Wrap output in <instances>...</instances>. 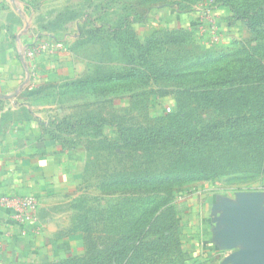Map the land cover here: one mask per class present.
I'll use <instances>...</instances> for the list:
<instances>
[{
    "label": "rangeland",
    "instance_id": "1",
    "mask_svg": "<svg viewBox=\"0 0 264 264\" xmlns=\"http://www.w3.org/2000/svg\"><path fill=\"white\" fill-rule=\"evenodd\" d=\"M73 1L45 28L90 44L110 103L61 124L94 152L59 264H188L213 196L264 193V0Z\"/></svg>",
    "mask_w": 264,
    "mask_h": 264
},
{
    "label": "crops",
    "instance_id": "2",
    "mask_svg": "<svg viewBox=\"0 0 264 264\" xmlns=\"http://www.w3.org/2000/svg\"><path fill=\"white\" fill-rule=\"evenodd\" d=\"M74 3L0 0V197L36 202L28 221L16 217L20 207L12 201L0 204V264H59L82 249L66 229L67 203L77 195L94 151L67 144L61 124L101 119L106 114L98 111L110 102L91 99L90 70L98 55L86 49L90 44L45 28L54 11ZM33 44L42 49L32 63L23 54ZM252 199L264 213L259 192L216 194L207 202L208 227L187 249L188 264H239L244 244L221 232L227 207L241 208Z\"/></svg>",
    "mask_w": 264,
    "mask_h": 264
},
{
    "label": "water",
    "instance_id": "3",
    "mask_svg": "<svg viewBox=\"0 0 264 264\" xmlns=\"http://www.w3.org/2000/svg\"><path fill=\"white\" fill-rule=\"evenodd\" d=\"M241 204V208L227 207L229 216L221 234L228 236L230 242L238 240L244 244L237 256L239 264H264V213H258L255 199Z\"/></svg>",
    "mask_w": 264,
    "mask_h": 264
},
{
    "label": "built area",
    "instance_id": "4",
    "mask_svg": "<svg viewBox=\"0 0 264 264\" xmlns=\"http://www.w3.org/2000/svg\"><path fill=\"white\" fill-rule=\"evenodd\" d=\"M41 49H42V45L33 44L32 46H30V48H28L24 51V54H23L24 59H28V60L32 61V63H33V61L36 60V57L40 53ZM27 75H28L27 80H31L34 76V72L31 69H29V67L27 68ZM11 201L17 206V208L20 207L19 213L16 214V217L19 220L28 221L31 219L33 210H34L35 205H36V202L34 199L27 197V198H23L19 201H14V200H11ZM11 201L8 200V198H6V197H0V204L3 206L8 205V203Z\"/></svg>",
    "mask_w": 264,
    "mask_h": 264
},
{
    "label": "trees",
    "instance_id": "5",
    "mask_svg": "<svg viewBox=\"0 0 264 264\" xmlns=\"http://www.w3.org/2000/svg\"><path fill=\"white\" fill-rule=\"evenodd\" d=\"M90 120V119H89ZM62 126V125H61ZM65 129V128H64ZM122 130V129H121ZM121 134V133H120ZM117 249V245H116V248H115V250ZM118 250V249H117ZM123 251V250H122ZM122 251H120V252H115V254H117V255H120L121 253H122ZM106 261L108 262V260L106 259ZM107 264V263H106Z\"/></svg>",
    "mask_w": 264,
    "mask_h": 264
}]
</instances>
